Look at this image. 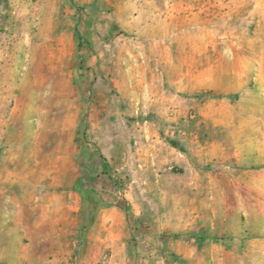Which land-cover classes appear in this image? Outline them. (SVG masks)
Listing matches in <instances>:
<instances>
[{
    "label": "rangeland",
    "instance_id": "374dc122",
    "mask_svg": "<svg viewBox=\"0 0 264 264\" xmlns=\"http://www.w3.org/2000/svg\"><path fill=\"white\" fill-rule=\"evenodd\" d=\"M0 264H264V0H0Z\"/></svg>",
    "mask_w": 264,
    "mask_h": 264
},
{
    "label": "trees",
    "instance_id": "16d2710c",
    "mask_svg": "<svg viewBox=\"0 0 264 264\" xmlns=\"http://www.w3.org/2000/svg\"><path fill=\"white\" fill-rule=\"evenodd\" d=\"M77 33V32H75ZM78 35V34H77ZM80 43V42H79ZM80 45V44H79ZM200 242L204 241L206 239V236H201L199 238H197ZM211 239H215V238H211Z\"/></svg>",
    "mask_w": 264,
    "mask_h": 264
}]
</instances>
